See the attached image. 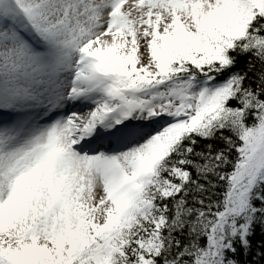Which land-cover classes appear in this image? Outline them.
<instances>
[{
  "label": "snow or ice",
  "instance_id": "6c2138e0",
  "mask_svg": "<svg viewBox=\"0 0 264 264\" xmlns=\"http://www.w3.org/2000/svg\"><path fill=\"white\" fill-rule=\"evenodd\" d=\"M0 264H264V0H0Z\"/></svg>",
  "mask_w": 264,
  "mask_h": 264
}]
</instances>
